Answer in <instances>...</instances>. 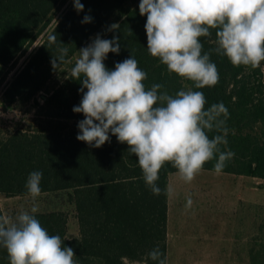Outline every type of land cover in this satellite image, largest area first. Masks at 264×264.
<instances>
[{
	"label": "trees",
	"instance_id": "1",
	"mask_svg": "<svg viewBox=\"0 0 264 264\" xmlns=\"http://www.w3.org/2000/svg\"><path fill=\"white\" fill-rule=\"evenodd\" d=\"M80 3L84 10L78 12L74 0H0V80L43 35L4 90L7 104L32 101L37 109L35 118L26 124L0 125V194L29 195L27 177L32 171H40L41 193H66L74 206L79 234L68 236V214L63 209L34 215L50 235H59L74 249L78 264H157L148 256L156 247L168 264L169 195L163 190L169 185V174L178 170L171 164L161 169L157 183L162 192L154 195L127 144L111 136L110 142L92 148L76 139L77 124L84 116L73 112L82 93L81 83L72 79L71 70L52 86L49 80L70 60L78 59L79 49L98 34L103 39L116 35L120 37V52L109 53L104 61L110 70L133 56L147 73L146 87L160 83L162 91L169 94L197 89L193 82L169 73L158 58L149 54L146 16L139 14L140 0L133 4L128 0ZM85 15L92 17L90 23H82ZM114 23L119 25L117 32L109 30ZM51 36L56 37L55 43L50 41ZM200 39L204 51L215 47L214 39ZM64 47L67 56L54 69L53 56ZM210 59L217 66L219 82L199 90L206 97L205 110L220 102L228 109V143L221 149L235 153L222 171L264 179V62L253 69L233 66L225 56L215 53ZM42 90L48 91L43 103L37 99ZM215 163L213 159L204 169L214 170ZM0 215H4L1 207ZM260 254L253 250L251 264H264ZM0 264H10L3 248Z\"/></svg>",
	"mask_w": 264,
	"mask_h": 264
},
{
	"label": "clouds",
	"instance_id": "2",
	"mask_svg": "<svg viewBox=\"0 0 264 264\" xmlns=\"http://www.w3.org/2000/svg\"><path fill=\"white\" fill-rule=\"evenodd\" d=\"M74 7L78 12L84 10L80 0H74ZM139 14L146 16L149 54L169 73L193 82L197 90L169 94L160 83L146 87L147 73L133 56L110 70L104 61L109 53L119 54L120 37L103 39L98 34L79 49L71 69L82 93L73 112L84 116L77 124L78 141L100 148L115 136L127 144L128 152L138 158L146 186L158 196L162 189L157 181L166 164L178 170L181 180L191 183L206 163L215 159L214 171L220 173L234 158V152L221 149L228 143V109L220 102L205 110L206 97L199 89L219 82L217 66L210 59L213 53L225 56L236 67H261L264 0H140ZM91 21L85 15L82 23ZM118 27L114 23L109 30L117 32ZM202 37L214 39L215 47L204 51ZM50 41L55 43L56 37L51 36ZM67 53L64 47L53 56L54 69ZM213 132L217 134L210 137ZM42 175L32 171L27 177L25 188L33 201L30 211L0 215V248L6 250L10 264H78L74 249L59 235H50L34 215L39 211ZM163 191L171 195L173 188L168 185ZM192 204L189 195L186 208ZM148 256L157 264H167L158 247Z\"/></svg>",
	"mask_w": 264,
	"mask_h": 264
},
{
	"label": "rangeland",
	"instance_id": "3",
	"mask_svg": "<svg viewBox=\"0 0 264 264\" xmlns=\"http://www.w3.org/2000/svg\"><path fill=\"white\" fill-rule=\"evenodd\" d=\"M137 0H128L135 3ZM68 2L63 6L64 9ZM41 35L30 49L19 58L4 79L0 80V125H23L35 118L37 107L31 101L26 104H7L4 99V90L13 78V75L23 66L27 57L42 40ZM91 43V42H90ZM89 43V44H90ZM70 60L66 66L58 71L50 80L49 85L60 81L71 70L73 62ZM47 90H42L37 99L43 103ZM229 172L216 173L214 170L203 169L191 183H185L179 178L178 171L169 174V185L173 193L169 195V223H168V264H251L253 250L261 251L264 257V179L244 176L238 185H243L247 191L235 208L236 195H233L228 184ZM191 196L193 204L186 208L187 197ZM30 195L7 196L0 194V207L6 216H15L22 210L30 211L32 207ZM39 211L63 209L68 214V236L79 234V223L74 210L65 192H43L37 198ZM238 218V220H237ZM246 221L249 226L248 259L240 253V246L230 247L229 235L232 236L240 227L231 223ZM215 234V235H214ZM212 238L218 241L217 255L211 253ZM235 250V254L230 253ZM234 248V249H233ZM252 252V253H251ZM196 256V257H195ZM202 257L204 259L198 260Z\"/></svg>",
	"mask_w": 264,
	"mask_h": 264
},
{
	"label": "crops",
	"instance_id": "4",
	"mask_svg": "<svg viewBox=\"0 0 264 264\" xmlns=\"http://www.w3.org/2000/svg\"><path fill=\"white\" fill-rule=\"evenodd\" d=\"M233 177L229 178L228 177V184L230 186V190L232 191L231 193L233 195H236V201H235V208H230V212H234L237 211L239 209V204L242 201V196H243V192H244V197L247 198L248 194L246 191V188H244L243 185H238V182L241 181V178H245L244 176H248V175H243V174H233ZM242 182V181H241ZM238 220V218H237ZM236 227H240L241 231H240V236H238V231L235 232L232 236L229 235V242H227V245L230 247H235V246H240V253L241 255H244L246 260L248 259V240H249V226L248 223L245 221L242 222V220L240 222H235V223H231ZM215 235V234H214ZM216 238H212V248L211 251H209L208 255H211V253L217 255L218 253V244H215ZM218 241H216L217 243ZM234 249V248H233ZM232 254H235V250H232L231 248V252ZM196 257V256H195ZM198 260L204 259L202 257L197 258Z\"/></svg>",
	"mask_w": 264,
	"mask_h": 264
}]
</instances>
